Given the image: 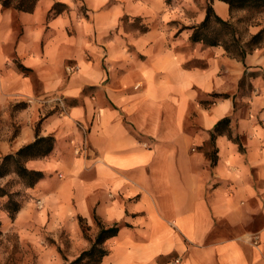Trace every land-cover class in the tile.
Returning <instances> with one entry per match:
<instances>
[{"label":"crops","instance_id":"crops-1","mask_svg":"<svg viewBox=\"0 0 264 264\" xmlns=\"http://www.w3.org/2000/svg\"><path fill=\"white\" fill-rule=\"evenodd\" d=\"M56 2L0 4V161L55 137L5 238L70 264L101 222L99 264H264V40L192 39L225 0Z\"/></svg>","mask_w":264,"mask_h":264},{"label":"trees","instance_id":"trees-1","mask_svg":"<svg viewBox=\"0 0 264 264\" xmlns=\"http://www.w3.org/2000/svg\"><path fill=\"white\" fill-rule=\"evenodd\" d=\"M212 1V0H211ZM230 7V10L236 12L240 9L251 12L264 13V0H225ZM4 7H15L22 11H32L38 0H0ZM60 3L54 5L55 12H60L63 9ZM207 14L204 21L196 27L192 35L194 41H203L208 44H217L223 41L225 35L228 36L227 48L232 52H237L241 49L240 54L244 57L247 50H252L264 40V28L253 35L247 42L241 43V36L237 27H235L229 20H224L218 16L213 9L211 2L207 5ZM55 145V137H39L30 144H26L15 153L6 154L0 161V178H5L9 175L17 177L25 187L33 186L42 176L43 172L36 169H29L26 166V161L33 159V157H42L50 153ZM14 183L9 180L5 185L0 184V195L7 196L8 199L4 205L10 219H14L21 209V200L18 198L21 191L12 192L9 186ZM100 231L95 238L93 245L80 253L76 259L72 260L70 264H99L107 253L104 248L105 241L108 237L115 235L119 227H107L99 222ZM2 221L0 218V233L2 232Z\"/></svg>","mask_w":264,"mask_h":264},{"label":"rangeland","instance_id":"rangeland-1","mask_svg":"<svg viewBox=\"0 0 264 264\" xmlns=\"http://www.w3.org/2000/svg\"><path fill=\"white\" fill-rule=\"evenodd\" d=\"M44 1H46V0H38L37 4L40 2H44ZM56 1L57 2L55 4L60 3L58 5L59 7H57V9H60L61 6L64 5L61 1H64V0H56ZM76 1L78 2L81 0H76ZM0 4L2 5L1 2H0ZM37 4H36V6H37ZM36 6H35V8H36ZM4 8H7V9L14 8L16 10H19L13 6L12 7H4ZM19 11H22V10H19ZM236 13H237L235 15L236 17L234 18L233 21H231V23L235 27H237L240 36H242L243 34L246 33L245 31L247 30V25L255 24L257 21H259L260 18L264 17V13H260L257 11L251 12V11L244 10V9H240ZM17 179L18 178L15 177L14 175H9L5 178H0V184L5 185L9 180H13L14 183H12L8 189L11 190L12 192L21 191L22 193L20 195H18V198L20 200H23V198L25 196V189H24L23 184L20 181H17ZM7 199H8V197L6 195L5 196L0 195V215L2 214L3 211L6 212L4 205L7 201ZM2 233H3V229H2V232L0 233V264H34V261H35V258L37 257V254L32 255V254L28 253L29 248L20 247V245H18V243L13 242L11 237L8 236V238H5V235ZM50 243L51 244L54 243V245L57 244L56 241H54V240L50 241ZM60 254L62 255V257L67 258L64 251H60Z\"/></svg>","mask_w":264,"mask_h":264},{"label":"built area","instance_id":"built-area-1","mask_svg":"<svg viewBox=\"0 0 264 264\" xmlns=\"http://www.w3.org/2000/svg\"><path fill=\"white\" fill-rule=\"evenodd\" d=\"M61 101V100H60ZM62 102V101H61ZM63 103V102H62ZM179 259H177L176 261H178Z\"/></svg>","mask_w":264,"mask_h":264}]
</instances>
